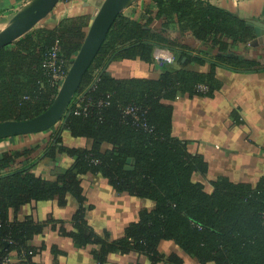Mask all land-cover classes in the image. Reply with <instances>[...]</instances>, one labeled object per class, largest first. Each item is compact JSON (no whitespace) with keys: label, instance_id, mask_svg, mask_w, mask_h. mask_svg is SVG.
<instances>
[{"label":"trees","instance_id":"1","mask_svg":"<svg viewBox=\"0 0 264 264\" xmlns=\"http://www.w3.org/2000/svg\"><path fill=\"white\" fill-rule=\"evenodd\" d=\"M153 5L155 10L148 8L140 17H117L66 111L63 129L37 163L29 158L27 166L17 163L34 149L1 156L0 262L25 252L26 262L21 264H35L38 250L27 245L45 225L33 216L19 220L17 213L34 202L57 198L66 203L70 194L80 205L77 232L70 237L83 248L102 246L93 251L95 264H107L110 252L129 248L144 252L153 264L163 259L182 264L177 254H159V245L167 241L199 264H264V177L257 184L208 177L204 157L192 154L173 134L172 102L179 95H196L200 84L212 89L219 63L256 65L226 55L230 48L249 46L255 31L209 1L153 0ZM89 20L64 18L0 50V122L30 120L51 106L58 89L44 68L45 59L57 47L58 57L71 65ZM174 32L211 46L213 60L187 54L170 38ZM159 47L173 53L178 68H158L153 54ZM116 62L140 63L148 71L145 76L119 77L112 71ZM206 63L208 73L192 68ZM81 97L82 106L92 105L89 115L74 114ZM100 101L109 104L97 108ZM130 105L139 108L138 122L124 114ZM129 159L135 161L130 165L134 170L127 169ZM46 163L53 169L59 163L56 179H46ZM87 174L105 180L118 194L153 204L140 210L138 221L126 228L123 238L107 243L88 225L82 187Z\"/></svg>","mask_w":264,"mask_h":264},{"label":"crops","instance_id":"2","mask_svg":"<svg viewBox=\"0 0 264 264\" xmlns=\"http://www.w3.org/2000/svg\"><path fill=\"white\" fill-rule=\"evenodd\" d=\"M27 1L0 0V31ZM97 1L60 0L55 9L32 30L47 25H57L64 18L91 17L93 11L100 7L104 0L99 5ZM143 1L144 4L127 9L125 15L134 19L140 17V14L142 15L148 8L156 9L153 0ZM209 1L231 11L241 20L246 22L256 20L264 23V0ZM170 38L176 40L187 54L213 60L214 51L211 46L196 41L188 35L182 36L179 32L172 33ZM230 49L226 55L234 56L240 61H255L256 65L235 67L219 63L214 71L216 82L208 94L197 92L194 96L179 95L172 102L173 134L187 143L192 154L204 157L209 168L208 177H227L234 182L257 184L264 177V45L254 47L249 43V46L238 45ZM207 53L209 55H206ZM208 65L199 68L192 65V68L208 73L210 71ZM158 68L162 69L159 65ZM163 68H178V66L173 63ZM112 71L119 77L145 76L148 69L140 63L116 62L112 65ZM60 130H62L61 124L53 133L57 135ZM48 135V137L44 134L13 138L10 140L9 153L34 149L33 153L27 154L28 157L22 156L17 159L20 167L27 166L29 159L32 161L36 159V153L54 145L53 137L56 135ZM82 187L86 198L85 215L88 225L107 243L123 238L126 228L138 221L140 210L153 206L146 200L118 194L105 180L91 174L84 176ZM65 201L63 205L57 198L34 202L24 206L17 213L19 220H23L25 216H33L36 222L45 225L44 230L27 245L38 250L33 258L35 264H95L96 262L93 251H100L102 246L94 244L83 248L74 242L70 234L77 232L75 216L80 205L70 194L66 196ZM158 252L167 257L177 254L182 259V264H199L172 241L162 242ZM106 263L153 264L144 252L132 248L125 252L120 250L110 252L106 257ZM155 264L181 263L163 259Z\"/></svg>","mask_w":264,"mask_h":264},{"label":"water","instance_id":"3","mask_svg":"<svg viewBox=\"0 0 264 264\" xmlns=\"http://www.w3.org/2000/svg\"><path fill=\"white\" fill-rule=\"evenodd\" d=\"M60 0H28L15 16L0 31V50L11 45L24 34L30 32L43 21L57 6ZM141 0H104L100 7L93 11L85 40L76 54L68 74L57 92L51 106L39 116L23 121L0 122V158L9 153L11 139L31 136L48 132L62 125L63 118L77 94L83 76L106 40L108 32L117 19L134 3ZM248 26L253 28L256 37L250 42L251 46L264 45V23L248 20ZM127 169L134 170L135 161H127Z\"/></svg>","mask_w":264,"mask_h":264},{"label":"built area","instance_id":"4","mask_svg":"<svg viewBox=\"0 0 264 264\" xmlns=\"http://www.w3.org/2000/svg\"><path fill=\"white\" fill-rule=\"evenodd\" d=\"M205 1H209V0H205ZM57 49H58L57 47L53 48L51 53L45 59L44 68L46 70H49V76L51 78L50 81L53 84V86H55L59 90L68 74L70 65L58 57ZM153 57L156 63L161 67L172 65L175 60L174 55L170 50L161 47L155 49ZM196 90L200 94L206 95L209 93L210 88L208 85L200 84ZM81 100L82 97L75 104L74 114L78 116L83 114L89 115L92 105L90 103H87L86 105L82 106L80 103ZM108 104L109 103L100 101L95 106L97 108H103L105 105ZM138 112H139V108L134 105H130L124 110V114L132 116L135 122H138L140 120V116L138 115ZM8 243L10 244L12 243V241H8ZM21 254H22L21 256H16V255L6 256L4 259L1 260L0 264H21L23 262H26V253L23 252Z\"/></svg>","mask_w":264,"mask_h":264},{"label":"rangeland","instance_id":"5","mask_svg":"<svg viewBox=\"0 0 264 264\" xmlns=\"http://www.w3.org/2000/svg\"><path fill=\"white\" fill-rule=\"evenodd\" d=\"M99 1V2H98ZM97 1V5H99L103 0H98ZM150 0H146V2H149ZM144 2L145 1H143V0H141V1H138V2H136V3H134L132 6H133V8L135 7V6H139V4H144ZM96 4V3H95ZM131 6V7H132ZM125 13L126 12H124L123 14L125 15ZM126 16V15H125ZM57 130V126L56 127H54V128H52L51 130H49L48 132H44V133H42V134H40V135H44V134H46V137H48L49 135L48 134H51L52 133V135H56V133H53V132H55ZM35 135H39V134H35ZM34 135V136H35ZM44 148H43V150H40V152H38V153H36V156H35V158L36 159H34V160H36L35 162L37 163L38 161H37V158L38 157H40V156H42L43 154H44ZM20 152V151H19ZM59 159V158H58ZM27 163V162H26ZM53 165H56V167H55V169H53L52 168V166H50V165H48V163H46L44 166H43V170H44V174H45V172L47 173V175L45 176L46 177V179H51V180H54V179H56L57 177H56V172L57 171H59L60 169V167H58V165H59V163H58V165L57 164H53ZM60 166V165H59ZM52 168V169H51Z\"/></svg>","mask_w":264,"mask_h":264},{"label":"flooded vegetation","instance_id":"6","mask_svg":"<svg viewBox=\"0 0 264 264\" xmlns=\"http://www.w3.org/2000/svg\"><path fill=\"white\" fill-rule=\"evenodd\" d=\"M56 132V131H55ZM52 134V133H51ZM59 137V136H58Z\"/></svg>","mask_w":264,"mask_h":264}]
</instances>
